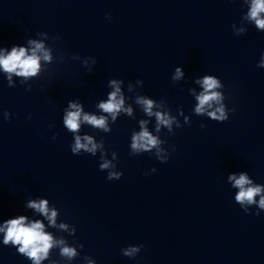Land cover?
I'll use <instances>...</instances> for the list:
<instances>
[{
  "label": "clouds",
  "instance_id": "clouds-1",
  "mask_svg": "<svg viewBox=\"0 0 264 264\" xmlns=\"http://www.w3.org/2000/svg\"><path fill=\"white\" fill-rule=\"evenodd\" d=\"M244 4H248L247 14L243 17L245 20L254 22L255 28L264 31V0H242ZM106 19L111 20V14L106 13ZM234 34L242 35L247 29H236L235 24H232ZM43 40L29 39V47H13L10 52L0 50V71L7 80L9 88L16 87L13 81V76L21 78L20 84L26 86V91L32 90V85L29 81L40 76L42 72L48 71L45 65L54 63V46L55 42L60 39L59 36L51 37L52 45L46 46L44 40L49 39L47 32H40ZM59 57L63 62L66 57L63 53H59ZM72 60L80 61L81 57L73 55ZM81 63L92 71V67L97 63L94 57H85ZM258 68H264V53L261 54L257 64ZM184 78V72L181 67L175 68L174 74L171 76L173 83ZM143 81L136 80V84L143 85ZM195 83L202 89L198 94L195 89H190L195 96L196 105L194 114L197 116H206L213 121L223 123L229 119L230 112H234L235 108L229 109L225 101V95L222 89L224 85L221 80L215 75L206 74L202 78H197ZM122 79H110L108 86L112 89L107 96L106 101H101L96 106L102 114H92L84 111L81 102L77 100H69L67 107L64 109L62 117L63 126L73 136V142L70 144V150L73 155L82 153L96 156L99 153V170L106 172V179L109 181L119 180L123 176V172L117 169L118 155L115 151L111 152L112 159H108V151L105 148L103 139L99 141L90 134H81V126L87 125L95 130L110 133L112 127L110 124H115L118 116L124 114L128 117L133 116V108L126 106L125 93L122 91ZM128 91H132V84H128ZM135 104L139 105L144 116L149 119L139 120V131H133L130 139V155H139L142 153H150L160 163H167L172 153L177 149L175 145L171 146V151L164 147L166 140L161 139L160 133L162 129H167L169 135H175V129H180L184 124H190L191 119L185 116L182 110L179 115L183 116L184 122L177 119L171 114L170 109H166L163 103H157L154 99L148 98L145 95H136ZM3 119L9 121L12 118V113L8 110H3ZM134 118V117H133ZM154 118V129L156 135L149 130L150 119ZM31 119V115H29ZM51 128L52 125H49ZM201 128L206 125L201 124ZM59 133H54L52 139L55 140ZM151 172H156V169H151ZM149 173H145L148 175ZM228 181L232 187L238 189L235 195V202L240 205L245 213H248L252 206L256 207V216L264 212V186L256 184L249 175L245 172L239 174L232 173L228 176ZM257 197L259 199L257 200ZM27 208L35 210L41 214L48 222V225L53 228H59L69 235H75L76 227L71 228L68 223L61 222L57 224L58 211L55 207H49L47 199H33L27 202ZM0 233H3V245L18 246V253L22 254L32 264H42L48 260L50 264H58L57 261L51 260V251L59 249V257L64 260L72 261L77 258L80 253L77 247L83 249V244L78 246H70L63 238H55L50 232L45 231V224L41 220L29 221L27 216L19 215L14 219L6 220L0 225ZM143 245H129L121 249L123 256L135 258L142 250ZM84 260L87 264H96L89 256H85Z\"/></svg>",
  "mask_w": 264,
  "mask_h": 264
}]
</instances>
